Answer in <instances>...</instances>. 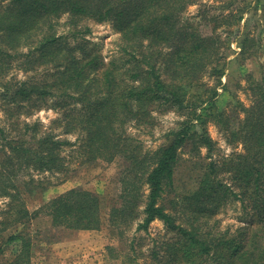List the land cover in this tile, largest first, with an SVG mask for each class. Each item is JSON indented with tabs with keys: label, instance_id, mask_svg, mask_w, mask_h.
I'll use <instances>...</instances> for the list:
<instances>
[{
	"label": "trees",
	"instance_id": "obj_1",
	"mask_svg": "<svg viewBox=\"0 0 264 264\" xmlns=\"http://www.w3.org/2000/svg\"><path fill=\"white\" fill-rule=\"evenodd\" d=\"M200 1L0 0V98L11 120L8 130L0 127V198L8 200L0 206V264H33L34 245L23 231L33 217L45 214L54 227L74 231L103 226V199L92 192L69 190L35 212L22 198L29 183L17 179V172L63 173V152L74 145L67 138L73 134L89 163L125 162L109 224L122 236L137 226L140 235L129 242L127 257L144 256L136 242L161 221L169 238L151 250L149 264H264V219L254 230H223L214 220L229 200L264 214V76L247 75L248 107L234 99L228 113L218 104L230 36L244 33L250 15L260 14V20L245 24L239 55L249 60L262 49L255 32L264 31V0H220L219 17H204L211 27L205 34L185 17ZM90 20L111 22L118 30L119 59L107 63L89 47ZM61 26L72 36L60 34ZM15 69L38 76L5 81ZM154 107L177 109L184 119L170 132L169 144L150 151L128 134V124L154 126ZM44 108L61 112V118L47 128L18 124L20 116ZM209 123L243 151L214 159ZM12 132L20 133L17 140ZM203 148L209 161L197 188L180 202L168 200L182 154ZM12 244L17 250L5 260Z\"/></svg>",
	"mask_w": 264,
	"mask_h": 264
},
{
	"label": "rangeland",
	"instance_id": "obj_2",
	"mask_svg": "<svg viewBox=\"0 0 264 264\" xmlns=\"http://www.w3.org/2000/svg\"><path fill=\"white\" fill-rule=\"evenodd\" d=\"M220 0H202L198 4L191 6L185 17L196 22L199 30L204 34L210 31V26L205 22L204 17L216 16L223 8ZM206 9V10H205ZM204 11L210 14H204ZM260 20V14L249 16V22H243L242 35L236 39L235 34L230 36L229 50L226 54V75L220 86L218 104L221 109L228 113L232 110L234 99L241 101L244 106L251 104L249 93L247 92V75L252 73L255 80H260L264 76V31L256 30L255 35L261 38L262 49L257 56L249 60H243L239 55L241 43L244 39L245 24L250 27ZM64 23V19L62 20ZM87 25L91 28V33L85 38L89 42V47L99 52L107 63L111 60H117L121 56L120 33L111 22L98 23L88 21ZM236 30V29H235ZM223 33V38L227 37L224 27L219 29ZM73 30L67 26L60 27V34L72 36ZM236 32V31H235ZM29 76H38V74H29L20 70H13L5 81L26 80ZM206 81L211 84L212 80ZM0 98V127L7 130L11 128L5 105ZM152 114L155 119L154 126L136 127L134 122L128 124V134L140 141L145 150L154 151L161 146L169 144L172 139L170 132L177 128L184 115L177 109L163 110L154 107ZM62 113L49 108L41 111H35L31 116L22 115L17 118L18 124L36 123L49 127L51 123L61 118ZM240 117L245 118V113L240 112ZM208 131L210 137L215 142L213 152L214 159L222 160L228 158L234 152H242L243 146L240 143L231 144L227 135L221 129L209 123ZM59 132V131H58ZM19 132H12V137L18 139ZM74 145L67 147L63 155L66 158L67 169L63 173H37L32 170L18 171L16 176L24 178L29 183V189L23 193L25 204L31 212L43 210L44 206L52 199L72 189H83L101 197L103 199V226L94 231H74L65 228H58L52 225L51 218L45 214L39 217H33L24 225L23 231L31 236L33 242V264H149L147 258L151 250L164 240H168L166 227L161 221H155L150 226L148 234H141L144 241L136 242L142 258L135 260V256L127 257L129 242L135 237L136 225L122 236L109 224V213L111 206L119 199L121 184L120 178L125 162L121 158L113 162L96 161L89 163L79 150L80 141L77 134L67 137ZM1 148V147H0ZM1 150V149H0ZM207 149L203 148L199 154H190L186 150L180 159L178 167L175 169L173 189L167 198L173 202H180L185 196L192 193L198 185V182L204 172L206 162L209 161ZM2 152L0 151V158ZM34 180L32 182L31 180ZM227 181H229L227 179ZM8 200L0 198V206L5 207ZM43 208V209H42ZM182 211V209H181ZM264 219V214L248 212L243 209L241 202L229 200L216 214L214 220L220 222V228L225 230L231 227L233 230L239 227H247L254 230L260 226V221ZM14 231V230H13ZM12 232V231H11ZM10 232L5 235L8 236ZM166 235V237H165ZM164 241V242H165ZM17 244H12L4 255L5 260L13 258L14 251L17 250Z\"/></svg>",
	"mask_w": 264,
	"mask_h": 264
}]
</instances>
